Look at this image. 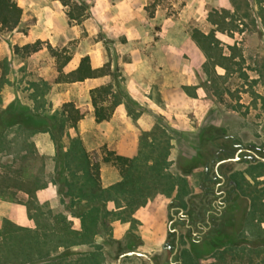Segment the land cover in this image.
I'll use <instances>...</instances> for the list:
<instances>
[{
    "label": "rangeland",
    "instance_id": "374dc122",
    "mask_svg": "<svg viewBox=\"0 0 264 264\" xmlns=\"http://www.w3.org/2000/svg\"><path fill=\"white\" fill-rule=\"evenodd\" d=\"M16 1L23 14L22 0ZM56 1L65 15L64 22L79 26L77 34L64 45L53 46L48 40H40L42 77L27 79L24 83L23 78L30 72L15 86L11 79L17 80L19 74H15L7 58L0 75V111L22 113L21 122L6 127L0 137V264H116L121 252L140 245L138 225L141 222L132 215L145 204L146 196H138L135 191H147L146 188L150 191L152 187L166 185L172 168L189 175L195 168L202 167L204 150L215 148L218 144L216 136L228 134L227 128L237 135L243 130L245 134H242L264 145V0H226L230 3L229 8L221 7L218 0H141L124 5L143 14L148 28L134 27L139 37L133 42L178 45V34L184 31L194 43L202 58H197L194 52L173 49L169 74L172 85L175 83L176 86L172 92H186L190 99L186 108L188 117L184 120L194 127L200 125L194 131L183 130L181 125L174 124V116L170 122L157 116L150 130H140L136 154L129 158L127 171L120 173L121 179L100 194L103 201L111 200L116 206L122 199L125 210L115 214L116 211L105 213L103 209L91 219L82 214L84 198L75 185L89 182V163L91 175L96 176L100 161H105L109 150L99 132L92 130L90 119L82 122L79 119L72 124L62 114L61 93L64 99L70 96L72 101L79 103L85 100L84 88L77 84L68 86L72 82L66 81L63 75L73 64L69 60L60 74L47 45L57 49L61 57L69 55L70 59L85 55L89 50H103L105 60L100 67L108 69L106 74L111 79L104 85L108 86V93L100 102L104 107H112L107 120L114 109L123 104L126 117L136 124L142 109L128 93V80L122 68V64L131 62V53H121L117 49L127 43L125 35L107 36L97 20L95 26L92 25L96 30L82 25L84 20L96 16L93 12H101L108 6L109 0H73L87 5L86 17L80 23L70 21L67 7ZM132 11L131 19L137 15ZM54 13L49 22L50 19L59 22L61 14L56 16ZM31 20L28 16L23 21L20 19L13 29L0 30V41L5 40L12 48L14 60L27 59L29 53L24 52L23 45L11 44L9 36L26 32ZM217 33L227 36L230 43L217 38ZM142 54L149 57L151 66H155L154 77H162V72L167 69L158 72L156 68L162 63L163 54L166 57V52L145 46ZM178 65L185 71L183 75L189 76L185 78L189 84H180L184 77L180 79L175 72L174 67ZM194 75L199 83H191ZM199 86L202 90L197 92ZM67 88L68 96L65 94ZM176 111L178 113V109ZM201 112L202 119L199 118ZM217 120L227 128L216 126ZM254 182L258 185L264 180L255 178ZM48 186L54 191H38ZM127 190L133 194L123 195L122 191ZM244 192L249 193L247 196L251 199L247 223L250 221L252 225L256 219L255 223L259 224L264 219V191H239L240 195ZM243 199L240 197L235 203L240 209L246 204ZM10 214L24 216L25 224L14 221ZM74 218L79 221L77 230L72 228ZM98 218L103 238L98 245L89 246L98 251L99 262L84 260L83 250L77 246L84 245L82 241L88 236L94 238ZM170 219L168 215L166 222ZM114 220L129 223L120 242L108 234L110 222ZM237 223L236 214L215 223L209 232L210 240L200 245H187L182 239V254L188 255L186 264H264V229L255 238L243 232L233 240L229 236L234 233ZM169 239H172L171 233ZM166 257L167 251L163 249L153 255L159 263ZM126 261L127 264H149L147 259Z\"/></svg>",
    "mask_w": 264,
    "mask_h": 264
},
{
    "label": "crops",
    "instance_id": "0c3cea01",
    "mask_svg": "<svg viewBox=\"0 0 264 264\" xmlns=\"http://www.w3.org/2000/svg\"><path fill=\"white\" fill-rule=\"evenodd\" d=\"M137 1L139 2L141 0H109L108 6L102 9L101 12L100 10H96L95 12H93V14L96 16L88 18L82 22V25H84L89 30H96L92 27V25H94L95 20H97V24L99 23L101 25L100 28H102L107 36L118 34L125 35L127 43L121 44L117 47V49L121 53H131V62L122 64V68L128 80V93L131 99L136 103V105L140 109H142V112L138 117L136 124L131 122V120L126 117V111L123 104L118 105L114 109L110 120H103L100 122L95 121L89 90L108 83L111 80L108 74L93 78H86L80 82H72L68 86H75V84H77V86L84 88L83 94L85 96V100L79 103L72 101L73 99L68 96L69 91L67 90L69 88H67L65 94L68 96V98L64 99L63 93H61V100L59 103V105H62L65 102H74L75 104H73L75 105V107H82L85 110V115L80 119L81 122L86 119H90V121H92V130L99 132L100 137L102 136V138L104 139L103 142L107 143V149L111 152H115L117 155H121L127 158H132L136 154L138 144L137 133L140 130H150L155 124L157 116H160L168 120L169 122L171 121V116H174L177 121H175L174 124L178 123L179 125H181V128L183 130L194 131L197 130L198 126L200 125L199 123L198 126L194 127L186 120H184L186 117H188L186 115V108L190 99L186 95V92H172V90L175 89L176 86L175 83L173 85L171 83V75L169 74V71L171 69L170 52L173 49L175 50L177 48V50L184 53L194 52L193 54L200 59L202 58V56L199 54L197 48L194 46V43L189 39L187 33L184 31H180V33L178 34V45L159 42H155V45H150L147 43L141 44V41L137 43L133 42L135 37H139L138 34L136 35L135 33L137 28L148 30L147 26L144 24V15L141 13L133 12V7L127 9L124 6L125 4L129 3L134 4ZM22 3L24 4L25 8L22 14L21 21H23L28 16H30L32 20L26 32H20L16 36L12 37L9 36V42H11V44L16 43L18 46H22L26 43H31L34 40L39 39L48 40L53 46H55L56 44L64 45L69 39L73 38L77 34L79 26H69L64 22L65 15L59 9L60 7L58 1L22 0ZM218 4L221 7L224 6L226 8H229L230 6V3H228L226 0H218ZM131 11L133 14H137H134L135 16H133L132 19ZM53 13L56 14V16H59V14H61V18L63 19L59 17V22L52 21L51 19L49 22L48 19L54 16ZM134 27L137 28L135 29ZM89 33L91 32L89 31ZM216 37L221 39L222 41L230 43L227 36H223L222 34L217 33ZM145 46H153L161 49L164 53L166 52V57L165 54H163V61L156 68L158 72H162L161 69H167L166 72H162V77H154V74L156 72L155 66H151L149 57L142 54ZM40 53L41 49L29 53L27 59H23L20 61L14 60L12 59V56H14L15 53L12 48L6 43L5 40L0 41V75L2 73V68L5 65L4 59L7 58V60H10V65L15 70V74H19L20 77H18V79L14 81L11 79V82H13L15 86H18L21 81L20 79L30 72V74L26 75L23 78L24 83L28 81L27 79L32 80L36 79L37 77H42L44 66L43 62L40 60L42 57ZM84 54L89 56L90 65L92 68L100 67L104 62L103 60H105L103 50L101 48H99L97 51H86V53ZM229 54L230 53H224V55ZM96 55H98V58L96 57ZM82 56L84 55L80 54L78 56H72V58L70 59V63H72L74 66L72 65V68H68L67 71L73 70V68L78 65L79 59ZM174 68L176 70L175 72L179 74L178 77L180 79H183L184 77V81H181L180 84H189L190 81L185 79L189 76L187 74L183 75L185 71H182L179 65L177 67L175 66ZM192 82L199 83L196 75H194V79L191 80V83ZM198 88L199 89L196 90L197 92H200L202 90V87L199 86ZM104 103L106 102L104 101ZM177 109L178 113L176 111ZM199 115V118L202 119L203 112L199 113ZM214 124L216 126L227 128V126L225 124L222 125L219 120H217ZM227 130L229 132V135L237 137L244 144H253L260 148H264V145H262L259 141H256V139L252 140L249 136L244 135L245 133L243 132V130L238 135L228 128ZM262 130L264 133V127ZM83 142L85 143L86 139ZM170 159H172L171 155ZM106 161L107 160L100 161L98 172L96 173V176L93 174L94 177L90 173L91 170L89 165L91 164L89 163L87 170V174L90 177L89 182L85 185L80 183H77L75 185V188L77 189L79 194L81 193L84 198V200L81 201L84 205L82 214L87 219H91L95 213L100 214L103 209L105 210V213H113L116 211L115 214L119 213L118 211L122 212L123 210H125V202L122 199L119 202L120 205L116 206L113 201H103L100 197L101 191H103L104 188L118 182L121 179L120 173L122 174V171L120 170L118 165L117 168L111 163L113 161ZM229 166L230 169L226 171L228 177L227 183L229 182V180H231L228 184L231 188L233 187L232 198L228 201V206L230 208L227 209L225 214L223 213L216 221L220 222L221 220L225 218H231L236 214L238 215L239 224L237 223V226L234 225V233L229 237H231V239L233 238L234 240L244 232L255 238L258 236V232H261V230L264 229V219H261L262 222H259V224L255 223V221H257L256 219L254 223H252V225L250 224V221L247 223V214L250 211L251 199L247 196V194L249 193L246 194L244 192L243 195H240L239 191H264V183L255 185L254 182L255 178H257L258 181L264 180V160L256 162H232L229 164ZM203 179L204 175L202 167L195 168L189 175H183L177 172L176 169L172 168L169 171V175L167 177L168 182L166 183V185L160 187L157 186L156 188L152 187L150 191L148 188H146L147 191H139V193L138 191H135V194L138 196H146L145 204L137 208L132 215L141 222V224L138 225V227L140 228V231H138L140 235V245L136 247H130L120 254L127 251H139L147 254L153 260L154 264H161L163 261H165L170 256V251L164 247V244L166 243V241H168L170 224V220L166 222V218L168 217V215L171 217V212L177 214L178 211L180 214L182 212H190L191 216H194V214L196 213V208H192L191 204H197L198 202V198L201 195L200 184L202 183ZM171 184H173L172 188L170 187ZM154 189H156L157 191H153ZM38 191L54 190L52 187L48 186L45 188H41ZM130 193L132 192L128 190L122 191L123 195H127ZM197 195L198 197L195 198ZM258 195L260 196V194ZM240 197H243V202L246 203L245 206L241 209L240 207L235 205L236 201L240 200ZM201 216L204 217L203 212H201ZM9 217L18 223L25 224L26 220L24 216L17 217L14 214H10ZM99 222L100 218H98L96 224L97 229L94 238L88 236L86 239H84V241H82L84 245L77 246L79 249L83 250L82 255L84 256V260H98L99 262L98 251L95 250L94 247L89 246L96 243L98 245V243L103 238L101 235L102 231L99 232ZM72 226L73 229H79V221L77 218H74ZM128 227V222L121 223L118 220H114L110 222V229L108 230V234H110L113 239H116L120 242ZM175 227L179 231L178 254L181 260L180 264H186V258L188 255L182 254V239L187 242V245H200L205 240H210V235L208 233V237L204 241H197L193 239L192 236H195L196 234L187 232L183 220L179 218L175 221ZM212 229H214V226L210 229V231ZM194 230L199 231L200 229L194 228ZM161 249L167 251V257L164 258L161 263H159L156 262L155 258H153V255ZM119 255L117 256V260ZM132 258H136L137 260L147 259L144 256L138 255L124 256L121 258L120 264H127L126 260Z\"/></svg>",
    "mask_w": 264,
    "mask_h": 264
},
{
    "label": "flooded vegetation",
    "instance_id": "af4514ba",
    "mask_svg": "<svg viewBox=\"0 0 264 264\" xmlns=\"http://www.w3.org/2000/svg\"><path fill=\"white\" fill-rule=\"evenodd\" d=\"M217 145L215 148L204 150L203 157V175L204 179L200 184L201 195L198 202L192 203V208H196V213L192 217L190 212L174 214L171 212L169 224V233L172 239L164 244V247L170 251V256L161 264H180L181 260L178 254L179 250V231L175 227V221L179 218L184 222L187 232L196 234L192 236L197 241L207 239V234L213 228L216 220L230 207L228 201L232 198V188L229 186L231 180L227 183L228 177L226 171L230 169L232 162L260 161L259 157L264 158V148L253 144H244L233 135L221 134L216 136ZM259 156V157H258ZM263 161V160H261ZM203 212L204 217L201 216ZM194 228L200 229L195 231Z\"/></svg>",
    "mask_w": 264,
    "mask_h": 264
},
{
    "label": "trees",
    "instance_id": "16d2710c",
    "mask_svg": "<svg viewBox=\"0 0 264 264\" xmlns=\"http://www.w3.org/2000/svg\"><path fill=\"white\" fill-rule=\"evenodd\" d=\"M62 5L67 7L66 14L70 21L80 23L87 13V5L85 2H74L73 0H59ZM22 9L16 0H0V30H11L15 28L21 19ZM1 40V37H0ZM41 41L39 39L26 43L22 46L25 53H32L40 50ZM52 53V56L56 60L57 70L62 73L63 66L70 60V56L61 57V54L50 45H47ZM17 49V47H16ZM108 72V69L103 67L92 68L90 65V59L88 55H84L80 58L78 65L75 69L64 74L66 81L75 82L82 81L86 78H93L104 75ZM108 93V86H98L90 90L91 104L93 107L94 118L97 122L109 119L112 107H104L100 102L103 100L104 95ZM62 114L72 124L76 123L85 115V110L82 107H75L72 102H65L62 104ZM22 113H17L10 110L0 111V137L3 134L6 127L20 123ZM113 152L109 151L108 155L104 157L107 161H113L122 173H125L130 165V160L127 157L121 155H112ZM113 156V157H112ZM261 243L259 244V246Z\"/></svg>",
    "mask_w": 264,
    "mask_h": 264
},
{
    "label": "water",
    "instance_id": "95a60500",
    "mask_svg": "<svg viewBox=\"0 0 264 264\" xmlns=\"http://www.w3.org/2000/svg\"><path fill=\"white\" fill-rule=\"evenodd\" d=\"M259 157V156H258ZM261 160H264L263 157H259ZM130 255H138V256H144L145 258L148 259L150 264H154L153 260L145 253L139 252V251H127L119 255L117 264H120L121 258L124 256H130Z\"/></svg>",
    "mask_w": 264,
    "mask_h": 264
}]
</instances>
